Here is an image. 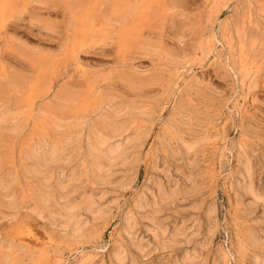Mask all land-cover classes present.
<instances>
[{"label":"rangeland","instance_id":"374dc122","mask_svg":"<svg viewBox=\"0 0 264 264\" xmlns=\"http://www.w3.org/2000/svg\"><path fill=\"white\" fill-rule=\"evenodd\" d=\"M1 1L2 0H0V3H2ZM3 1L4 2L0 4V47H1L0 66H2L0 67L2 68V70L0 69V101L1 103L9 101L10 104L12 105L16 104L19 107H21L22 111L24 110L21 116L24 115L23 116L24 118L30 116L29 118L30 121H28V119L25 120L23 117L22 118L24 119L25 122H23L22 119H20L19 122L21 123L22 121L23 122L22 126L23 128L25 127L24 131L21 132L22 135L19 134L18 136V134L13 135L12 133H10L11 135H9L8 134L9 131H1L0 133V154L2 156L1 157L2 170L0 172L1 175L0 181L1 178L5 176L7 173H16L17 175H19L18 177L19 181H17L16 183L17 185L15 186L18 195L17 198L18 202L16 201L17 206L16 205L11 206L12 203L10 202H9L10 204L7 203L8 200L5 197H3L5 196L4 195L5 191H2L0 189L2 191V192L0 191V205H1L0 206V244L1 241L2 243H5L0 245L2 247L0 249L2 250V252L0 251V255L3 254V256H0V262H2L0 264H15V263L17 264L18 259H21L20 260L21 262L24 260L25 264H40L41 262L43 264H119V262L113 259L114 258L113 249L115 245V238L117 237V234H119V230L121 228L120 226L122 225L121 223H123L122 220L125 215L124 213H126L132 207L134 200H136V197L139 194L143 192H146L148 194L149 192L148 195L151 197L150 191L153 193H155L156 191L155 189L156 186H154L155 175L154 172H152L153 171L151 170L152 166L150 165L154 164V160L155 158H157L154 156H156L155 154H158L157 152L161 150V148L159 149L160 146L159 141L161 140L160 137L162 138L163 135L162 132L164 131L163 120L168 119L170 114L172 116L176 114L180 115L181 113L186 112V107H188V110L194 109V112L196 110L198 111L201 110L198 114H194V112H192L193 114H189L185 117L186 119L191 118L190 121L193 122L201 121L202 114L204 115V113H207V111L210 110L209 114L212 117L207 113L209 116L207 114L206 115L209 119H206L207 122L206 121L205 122L208 124L209 129L211 126L214 127L212 128V130L211 129L210 130L214 132L216 136L217 135L219 136V137H215L216 139L214 138L210 142V147H207V150L205 151V152L209 151L205 153L206 158L209 157L210 159V160L207 159L209 162L206 161L205 163L206 170L207 168L209 169L207 170L209 181H207L208 184H206L205 186V191H203L204 190L203 189L202 190L203 192L202 191L201 192L204 193L205 196L203 195V197L205 199L215 200L219 214L220 228L212 244V247L210 248L211 250L207 255L208 259L203 264H238L234 253V246H235L234 236L232 229L230 228L232 215L235 214L234 213L235 210L237 209L238 213L241 212L238 209L239 206L237 205V202H234L235 201L234 191H235L236 178H237V174L234 171L236 170L237 167H234V165L237 166L236 164L237 162L235 163V161H237L236 158L238 156L237 146L239 145L238 143L241 141L240 134L243 131L242 129L250 125L249 124L251 122L250 120H252L254 123L259 122V124L261 125L263 124L262 126H264V0H163V1L159 0L158 1L159 3L156 2V5L154 4L153 7L154 12L152 11V9L150 10V12L152 11V13L155 14V11L158 10L155 7L158 6L159 9L162 8L160 10L163 11H161L160 13L161 14L164 13L163 14L164 17L163 15H160L159 10L157 13V17H159V15L162 16L161 18L160 17L158 18L160 21L158 19L156 21L155 19H153V17H150L152 15L148 14L149 11L146 13L148 15L139 14L142 17H144L143 24H146V27L145 25L144 26L142 25V20L140 23L144 27V29L147 28L150 24L154 23L155 21V25L153 24L154 28L149 26V28L150 27L151 28L150 29L148 28V31L146 29L143 30L142 28H140L139 23H138L139 29H137L136 18L139 17L141 19L142 17L137 15L135 10L138 7L141 8V6L147 4L149 1L143 3L146 0H126V1L124 0L125 4H127L128 2L127 7H125L124 9L126 10L130 9L124 11L130 13L129 15L128 13L126 14L128 18L126 17L127 22L125 23H127L129 27L131 25L132 27L136 28L139 31L138 33L140 35L138 33L135 34L136 35L138 34L139 37H141L139 38L138 41L135 40L138 38L137 37L138 35L137 36L134 35V37L131 39V41L134 39L135 42L132 43L134 45L135 44L137 45V46L133 45L131 47L132 50L129 48L130 46L128 44H127L128 46H125L126 52L128 51V48L132 52V53L128 52V54L123 53L125 52L124 47H119L120 49L122 48L124 50V51L123 50L119 51L114 41L116 32H118L121 29L122 25L121 23L117 24L116 22L117 20L115 21L114 18H112L111 20L112 16L110 15L111 14L110 11L108 10L109 11L108 13L107 10H105V8L108 7V3H107L108 0L106 2L105 0H102L99 6H97L95 3H97L100 0L98 1L96 0L97 2L95 0H91L92 1L90 2L92 4L91 6L90 4H88L90 0L88 1L85 0L87 1L86 5H81V3L85 4V2H80L84 0H78V1L77 0H34L37 3L33 2V0H9V1L3 0ZM13 1H15V3ZM17 1L19 2L18 4L20 5L17 4ZM27 2L29 3V5ZM129 2L133 3L132 8H130L132 4ZM141 2L143 5L141 4ZM151 2H149L148 5H150ZM11 4L14 6V7L12 6L13 8L10 7ZM87 4L90 7H93V9L96 10L98 9V11L95 10L96 13L91 14V11L93 12L95 11L89 7L90 14H86L88 8ZM129 4L131 5L130 7H128ZM137 4H139L138 7ZM158 4L161 5L159 6ZM3 5H5L4 6L5 8L4 7L2 8ZM80 5L83 6L82 9L84 8L83 11L85 12L81 13L83 14L80 16L82 17L81 21L80 19H78L80 22L76 23L77 22L75 21L76 19L73 21L74 19L73 15L75 11L76 12L79 11V13L82 12L80 10L81 9ZM95 5L97 7H94ZM144 6L142 8H144ZM162 6L163 7L167 6V7L163 9ZM9 7L12 10L8 12V9H10ZM70 8H72L71 11L74 12H71ZM3 9H5L6 12L8 13L6 14L5 12L4 14L5 10L3 11ZM131 9H133V12H131ZM139 11L140 10L137 9V12ZM102 14L104 15L101 16ZM107 15L110 16L108 18H110L111 22H113L114 20L116 24L110 23L108 19L107 21L109 22V24L108 22L106 23L105 21L106 26L103 27L102 22L104 21H101L102 25H100L101 23L99 22V18L101 17L100 20L101 19L106 20L105 18ZM134 15L137 17L134 18L135 17ZM88 16L91 18H88ZM131 19L133 20L135 19V23H133ZM149 19L153 21L152 22L148 21ZM82 20L84 21V24L82 26H84L85 23L88 26L90 25L92 26L93 23L94 25L93 27L90 26L88 28L84 26L85 30H83L82 29L83 27H81L80 31L77 34V37H75L77 38L76 43L75 42L72 43L73 40L72 33L74 35V32L72 31V28L74 30V27H72L73 23L75 22L74 24H79L81 26V22H83ZM93 20L95 21L93 22ZM130 20L131 23H128L130 22ZM148 23L149 25L147 26ZM110 24L113 25L114 27L113 30ZM108 25H110V27ZM108 27L114 33L113 32L111 33V31L109 33ZM91 28H95L97 31ZM118 28L120 29L116 31V29ZM141 29L143 30V32L140 31ZM152 29L154 32L152 31ZM81 30L83 33L81 32ZM89 30H93V31H89ZM100 31H102V33ZM85 34L86 37L84 36ZM111 34L112 35L114 34L113 35L114 37L112 36L113 39L110 36ZM81 35H83L84 37ZM141 35L144 37H142ZM72 44H74L75 46H73ZM119 53L121 55H119ZM52 55L54 56L52 57ZM122 59L123 61H121ZM49 67L52 69V71L50 70ZM124 67L125 69H123ZM49 70L51 71V73L49 72ZM40 72H44L45 73L44 78L47 77L46 79H49L48 81H44L46 79H42L41 82L43 84H46L44 86L45 87L47 86V89L41 88V86L43 87V84L41 85V83L39 84V82L38 84L41 86H39L37 83L36 84L33 83L34 85L32 84V82L35 81L37 82L36 79L39 76L38 73ZM29 86L31 87L34 86L38 88L35 89L33 87L32 90L34 91L36 90V92H33L31 91ZM49 88L50 90L48 95H46L43 98L38 97L40 95L39 94L40 90L47 91ZM92 89L93 90L95 89V91L93 92H95L96 94L95 93L92 94L95 98L92 97V95H90ZM141 90L143 91L140 92ZM35 93L37 94V96ZM87 93H90L89 94L90 96L87 97L88 95ZM28 94L29 96L30 95L34 96L33 94H35L34 97H37L39 99L35 98L31 100V96L28 97ZM67 94L69 95L74 94V95H72L73 97L71 98V95L69 96ZM25 96L26 98L24 99ZM74 96H78V99L75 100V98L77 97L74 98ZM59 97L63 99L67 97L68 100H59ZM91 98H93V100ZM72 99H74L76 103L74 101L73 102L70 101ZM87 99L92 100V101H88L90 105L93 104L92 102L94 101L96 105V102L97 101L99 102L100 99L106 101L109 100L110 102L108 101L107 103H104L103 107L107 110L110 116L112 115H115V117L118 116V119L120 120H123V118L125 120L130 119L133 115L137 117L134 119L131 118L132 121L129 120V122L131 121V123L135 121V123L133 124V127L135 128L131 126V128H133L134 130L133 129L132 131L130 130L131 132L129 131L128 135L132 136L133 133H135V131L137 130H138L137 132L140 133V131L142 130L141 126L143 125L144 126L147 125L146 127H149L147 129V131L149 130L148 131L149 134L147 133V136L144 139L145 141L143 140L144 146H142L141 149L138 151L140 152L138 153L140 157L139 158L140 161L137 164L138 169L136 168L135 175L130 181H127L125 179L126 178L125 174H127L128 171L120 169V171H116V173H118L116 174L117 180H114L113 182L115 183V185L110 184L111 187H109L110 185L103 187L100 185L101 186L100 187L96 185L94 182H89L90 184L86 183L87 186L84 185L85 190L97 189L98 191H103V190L105 191L109 189L111 191V193L109 191L110 197L107 196L109 197V200L110 199L112 200L113 198L114 199L119 198L118 200L120 202L118 201V204L115 205L114 207L115 211L113 209V214L111 216V219L107 222L108 224L106 223L107 225L105 224L106 228L103 229V234L101 235L100 238H95V239L91 238V239H86L80 243H75L74 241H71L68 238V235H65L66 233L63 232L64 229L62 227L59 226V228H57L58 226H55L52 228L51 226L53 225L49 224L48 221H45L46 219L45 217L39 215L40 214L39 212H41L39 211L41 210V204L39 205V202L41 203V196H42L39 194L40 193L42 194L43 192L42 189L45 188V186H43L41 182L42 179H39L41 176L39 175L36 176L37 173L32 174L31 169H33L34 167L31 168V166L35 165L36 160L33 161L32 160L33 158H31V156L28 154H30V150H31V148L29 147H31L32 144L34 145L41 139L42 141L45 140L46 143H51L55 141V139L57 140L61 138L59 136H61L63 133H66V131L69 132L71 130L69 128L68 130L66 128L65 131H63L64 129L60 128L62 129L61 130L62 134H60L59 133L60 131H58L59 130L58 127L56 126L57 129L54 127L53 120H55L56 116L58 117L59 114L58 111L64 112L65 110L66 111L65 114H66L67 112L73 110L71 111V113L73 112L74 113L73 114L70 113V114L71 115L75 114L74 116H76L79 113H81L82 110H84V108L91 107L88 105V103H86ZM27 101H29L28 104L26 103ZM67 101L69 103L68 105H66ZM30 102L31 105L33 106L31 105L29 106ZM62 102H66V103H62ZM71 102L73 103L72 105L70 104ZM81 102H84L85 105L84 104L81 105ZM181 104H182L181 108H183V106L184 107L186 106L184 110L177 106V105L181 106ZM44 105L46 106L51 105L53 111L52 108H49L48 110L51 109L50 110L51 114H49L50 116L46 115L45 120L44 118L37 119V115H38L37 108L41 106L48 108ZM68 106L70 109V110L68 109L69 111L66 110ZM33 107H34L33 114L36 117L34 120L37 119L38 122L34 121L33 118L31 120V116H32L31 112L33 111ZM74 107L77 108L79 107V108L77 109ZM177 107L181 109L180 112H178L179 110L177 109ZM26 108L29 110H27ZM57 109L60 110L57 111ZM140 111L142 113L144 112L151 114L150 120H152V118L154 120H152L151 122L149 120V121H145L144 123L143 122L141 123L138 120ZM53 112L54 114H52ZM171 112H175V113L172 114ZM154 114H158V115H154ZM193 115L194 117L196 115L197 117L195 118L196 119L199 118L200 120H194L195 118L193 117ZM129 116L130 118H128ZM188 116H190V118ZM69 117L71 118V116ZM97 117L98 116H95L94 119ZM72 118L73 119L71 120L73 121L75 117ZM49 119L53 122H51ZM31 121L33 122L30 123ZM56 121L57 119L55 120V122ZM45 122H46L45 125H47L46 127L44 125ZM209 122L211 123V125ZM35 123L36 126H33L35 125ZM139 123L141 124L139 125ZM38 125L40 126V129L41 127L42 129H44L43 131H41L42 133L40 132ZM138 125L140 128L138 127L137 129L136 127ZM5 126H10V122L5 123ZM35 130L39 133V136L38 133H34L36 132ZM157 131L160 133H158ZM44 132H47V134L50 136V139L49 137H47L48 135ZM32 133L34 135L31 136ZM261 134L263 136L264 127L261 130ZM262 136H259L258 139H259V143L264 144V136L263 138ZM260 138H261V142H260ZM157 148L159 150H156ZM16 151L18 154L16 153ZM29 158L31 160H29ZM212 162L215 164H213ZM213 171L215 173V176L212 179H210V173H212ZM28 172L30 173L31 176L28 174ZM33 172H36L35 169H33ZM38 176L39 178H37ZM148 177L150 178V180ZM161 177L164 178V175L163 176L161 175ZM120 180L122 183L121 182H119V184L118 182L116 183V181H120ZM213 182H216V184H214ZM28 183L29 185L31 184L29 188L27 186ZM91 183L94 184L91 185ZM24 184L26 185L25 187H23ZM119 185H121L122 187L129 185L128 186L129 188L126 187L124 189L121 188V190H119L121 187ZM50 186L52 190H54L53 188L55 186L54 181L52 182V185L49 184V186L47 187L50 189ZM113 186H115L116 188L115 187L113 188ZM33 187L35 188L37 187V188L34 190ZM83 188L81 190H83ZM81 190H79V192H81ZM28 191H32L33 193L31 192L29 193ZM25 194L26 196L24 200H22L24 197V196L22 197V195ZM116 194L118 197L116 196ZM63 201L64 199H62V202ZM177 205L174 204V208ZM179 205L180 207L183 208H185L186 205L189 207L190 202H185V204L179 202ZM234 205L236 207H234ZM32 210H35L36 212ZM16 212L19 213V215ZM34 216H38V219L37 217L35 218ZM258 216H260V213H258L257 217ZM41 217L44 219H42ZM250 221H251L250 219L246 221L248 223L247 227L253 224L252 222L251 224H249ZM54 228L57 230L53 231L52 229ZM52 233L54 235H52ZM63 237H65L66 239ZM4 240L5 242H3ZM63 240L64 242H62ZM18 243L19 244L21 243V245H19ZM4 245L7 247H5ZM28 245L30 247H28ZM13 246L14 247L26 246L25 247L26 253L24 252V250L15 253L14 250L15 248ZM9 247H11V250ZM34 247H36V249L39 248L40 250L38 249L35 250ZM6 248L7 249L9 248L8 249L9 251ZM28 248L30 249L28 250ZM12 250L14 251L16 260L15 259L11 260L7 258V253L11 254V252H13ZM32 250H34L33 254H30L32 253ZM43 252H45L46 257L44 256ZM158 253L160 254L159 251L154 252L153 256L158 255ZM252 253L253 252L251 251L250 254ZM42 254L43 256H41ZM29 256L31 257V261H33L34 263L29 261V258H27ZM38 257L41 260H39ZM248 258L251 260V255ZM4 260L6 263L3 262ZM20 261L18 262V264L19 263L21 264ZM128 263L132 264L130 260H127L123 264H128Z\"/></svg>","mask_w":264,"mask_h":264},{"label":"bare ground","instance_id":"6f19581e","mask_svg":"<svg viewBox=\"0 0 264 264\" xmlns=\"http://www.w3.org/2000/svg\"><path fill=\"white\" fill-rule=\"evenodd\" d=\"M87 1H85V0L80 1V2H85V4L81 3V5H86ZM101 1L102 0L98 1L99 4H98V2L95 4L97 6H99ZM106 1L107 0H105V2ZM125 1L124 0H108L107 3H108L109 8L108 7L105 8V10H107L108 13H109V11L111 13L110 14L112 16L111 20H112V18H114L115 21L117 20L116 21L117 24L121 23V25H122L121 29L120 28L116 29V31L119 29L120 30L118 32H116L115 37L113 36L114 34L110 35L111 38H112V36L114 37V41H115L116 46L118 47L119 51L123 50L122 48L120 49L119 47H124V50H125L126 49L125 46H128V45L130 46L129 48L132 50L131 47L134 45L133 43L135 42V40L138 41L139 38H141V37H139L140 34L138 33L139 31L137 30V29H139L138 23H139V27L142 28L143 30L146 29L148 31L149 26L154 28L153 24L155 25V21H154V23H152L150 25L148 23L147 26L148 25L149 26L144 29L143 26L145 25V27H146V24H143L144 17H142L139 14H146L149 11L148 14L152 15L150 17H153V19H155L156 21L159 17L160 18L162 17L160 15L164 14V13L163 14L160 13L163 10H160L162 8L159 9L158 6L155 8L159 10V13H160L159 17H157L158 10H156L155 8L154 9L156 10L155 11L156 16L154 13H152L154 4L156 5V2L159 3L158 2L159 0H154V1L153 0H146L143 3L148 2V1L149 2L153 1V2H151L150 5H148V3H149L148 2L147 4H144L145 6L141 2V4L144 6V8H142L143 6H141V8H139L138 7L139 4H137V7H138L137 9L140 10L139 12H137V9L135 8L136 9L135 12L137 13V15L142 17L140 19L139 17L134 15L135 16L134 18L137 17L136 18L137 19L136 20L137 21L136 22L137 23V25H136L137 29L132 27L131 25L129 27L128 24L125 23V22H127L126 21V17H127L126 14L127 13H128V15L130 14L129 12H124L126 10L124 8L127 7V5H128V2H127V4L124 3ZM160 1H163V0H160ZM1 2L3 3L4 1L2 0ZM13 2L15 3V1H13ZM33 2L37 3L34 0H33ZM90 2H92V1L90 0L88 4H90V6H91L92 4ZM94 2H93V4H94ZM2 3H0V4H2ZM18 3L19 2L17 1V4ZM21 3H23V2H21ZM29 3H30V1H29ZM29 3H28V5H29ZM129 3H131V2H129ZM103 4H104V2H103ZM131 4H132V6L129 4L128 7L131 6L130 8H132L133 3H131ZM18 5H20V4H18ZM31 5H32V3H31ZM96 5L94 7H97ZM4 6L5 5H3L2 8ZM12 6L13 5L11 4L10 7L13 8L14 6L13 7ZM90 6L88 5L86 14H90V8L93 9V7H90ZM70 7H71V5H70ZM82 7L83 6H81V9L78 8L82 11L80 13H79V11L78 12L71 11L72 8H70V11L74 12L73 21L76 19L75 20V21H77L76 23H79L81 21L82 17H80V16L83 15L81 13L85 12V11H83L84 8L82 9ZM166 7H163V9H165ZM11 8L8 9V12L10 10H12ZM25 9H26V7H25ZM68 9H69V7H68ZM133 9H131V12H133ZM151 9H152V11L150 12ZM4 10L5 9H3V11ZM75 10H76V8H75ZM93 10L95 11L96 9H93ZM127 10H130V9H127ZM96 11H98V9ZM96 11L95 12L91 11V14L96 13ZM5 12H6V10L4 11V14H5ZM8 12H6V14ZM135 12H134V14H135ZM108 13H106V14H108ZM148 14H146V15H148ZM103 15L104 14H102L101 16H103ZM113 16H115V17H113ZM108 17H110V16L107 15L106 18L104 17L106 20H103V19L100 20L101 17L99 18L100 23H101V21H104V22H102L103 27L106 26L105 24L108 21L110 23L116 24V22L114 20H113V22H111L110 18H108ZM163 17H164V15H163ZM88 18H91V17L88 16ZM132 18H133V16H132ZM146 18H148V17H146ZM2 19H3V17H2ZM78 19H80V21ZM163 19H165V18H163ZM95 20H97V19H95ZM95 20H93V22ZM131 20L133 23H135V19L134 20L131 19ZM131 20L128 23H131ZM141 20H142L143 26L140 24ZM105 21H106V23H105ZM146 21H147V19H146ZM148 21H151V20L149 19ZM3 22H4V20H3ZM109 22H108V24H109ZM74 23L72 26V27H74V30L72 28L74 35L72 33V38H73V40L74 39L75 40L73 41L71 38L72 43H74V42L76 43L77 38H75V37H77V34L80 31L81 27H83L82 29L85 30L84 26H86L87 28L91 26V25L88 26L86 23L84 26H82L84 24V21L81 22V26L79 24H74ZM102 23L100 25H102ZM56 24H57V22H56ZM93 25H94V23H93ZM93 25L91 27H93ZM110 25H108V26L110 27ZM63 26H64V24H63ZM111 26H112V30H113L114 27H113V25H111ZM133 26H134V24H133ZM91 29L96 30L95 28H91ZM142 29L140 30L141 32H143ZM93 30H89V31H93ZM108 30L110 33V31H111L110 28ZM152 31H153V29H152ZM81 32H82V30H81ZM100 32L102 33V31H100ZM112 32L113 31H111V33ZM66 33H69V32H66ZM82 33H80V34H82ZM135 33H138L139 35L137 34L138 35L137 36ZM63 35H64V33H63ZM134 35L137 36L138 38L135 37L137 39H135V40L133 39L131 41V39L134 37ZM81 36H83V35H81ZM84 36L86 37V34ZM106 37H108V36H106ZM142 37H144V36H142ZM65 38H66V36H65ZM81 39H83V38H81ZM88 39H89V37H88ZM101 41H103V40H101ZM142 43H143V41H142ZM80 44H81V42H80ZM72 45L75 46L74 44H72ZM65 46H67V45H65ZM129 48H128L127 52L125 50V52H123V53L128 54V52H131ZM3 49H5V48H3ZM120 53H119V55H121ZM123 53H122V55H123ZM131 53H130V55H131ZM35 55H37V54H35ZM55 55H56V53H55ZM53 56L54 55H52V57ZM122 57H124V56H122ZM25 58H27V57H25ZM0 60H1V58H0ZM117 61H119V60H117ZM121 61H123V59ZM78 62H79V60H78ZM123 64H125V63H123ZM134 66H132V67H134ZM0 67H2V66H0ZM43 67H45V66H43ZM51 67H52V65H51ZM55 67H56V65H55ZM129 67H130V65H129ZM0 69L2 70V68H0ZM123 69H125V67ZM34 70H36V69H34ZM39 70H41V69H39ZM50 70L52 71L51 68H50ZM50 70H49V72L51 73ZM114 71H115V69H114ZM158 71H156V72H158ZM53 73H54V71H53ZM38 74H39V76L36 79L37 82L36 81L32 82V84L33 83L38 84V82L40 84L42 82V79L47 78V77L44 78V75H45L44 72H40ZM121 75H122V73H121ZM106 76H107V73H106ZM106 76H105V78H106ZM48 80L49 79H46L44 81H48ZM101 81H99V82H101ZM103 81H105V80H103ZM42 84L43 83H41V85ZM38 85H35V86H38ZM41 85H39V86H41ZM44 85H46V84H43V87L41 86V88L47 89V86L45 87ZM29 87H30L31 91L36 92V90L35 91L32 90L34 86L33 87L29 86ZM34 88L36 89L38 87H34ZM49 90H50V88L47 91L40 90V92H39L40 95L38 97H40V98L45 97L46 95L49 94ZM28 91H30V90H28ZM37 91H39V90H37ZM93 91H95V89L94 90L92 89L91 92L89 91L91 94L87 93L88 94V95L86 94L87 97L94 94L95 92H93ZM142 91L143 90H141L140 92H142ZM96 92H99V91H96ZM29 94H28V97L31 96V95L29 96ZM35 94H33V95L35 96ZM67 95H69V94H67ZM72 95H74V94H72ZM72 95H71V98L73 97ZM98 95H99V93H98ZM34 96H31V100H33L35 98L39 99V98L34 97ZM36 96H37V94H36ZM75 97H77V98H75ZM92 97H94V96L92 95ZM202 97H204V96H202ZM25 98H26V96L24 97V99ZM53 98H55V97H53ZM74 98L76 100V99H78V96H74ZM79 98H81V97H79ZM91 99L93 100V98H91ZM59 100H68V99H67V97H65L64 99L59 97ZM79 100H77V101H79ZM92 100L87 99V102L86 101L85 102L88 103V101H92ZM110 100H112V99H110ZM146 100H148V99H146ZM29 101H27L26 103L28 104ZM70 101L73 102L74 99H72ZM108 101L100 99L99 102L98 101L96 102V105H95V101L92 102L93 104H91V105L88 103V105L91 106L92 109L94 107V109L92 110L91 107L84 108V110H82V112L76 116H74L75 114L71 115L74 113V112L71 113V111H73V110H71L70 112H67L65 114V112H66L65 110H64V112H62V111H58L60 109H57V111L59 112L58 117L56 116L57 117L56 118L55 116H53V117H55V120L57 119V121L56 122H55V120H53L54 122L51 121L50 120L51 117L49 120L54 123L55 128H56V126L58 127V129H59L58 131H60L59 132L60 134H62L61 133L62 129H64L63 131H65L66 128H67V130H68V128L71 130L69 132L66 131V133H63L61 136H59L61 138H59L57 140L55 139V141H53L51 143H46L45 140L42 141V139L41 140L39 139L40 141H38V142L35 141L37 143H35L34 145L32 144L31 147H29V148H31V150H30V154H28V155H30L31 158H33L32 159L33 161L36 160L35 165L31 166V168L34 167L33 169H35L36 172H33V169H31L32 174L37 173L36 176L37 175L41 176L40 178H39V176L37 178L42 179V181L41 180L40 181L42 182L43 186H45V188H43L44 190L42 189L43 192L41 191L42 194L41 193L39 194V195H42L41 196V203L39 202V205L41 204V210H39V211H41V212H39L40 214L39 213H37V214H39L40 216L42 215V217H45L47 219V220L45 219V221H48L49 224L53 225V226L50 225L52 228L55 226H58L57 228H59V226L62 227L64 229L63 232L66 233L65 235H68V238L71 241H74L75 243H80L86 239L100 238L101 235L103 234V229L106 228L105 224L111 219V216L113 214V209H114L115 205L118 204V201H119L118 200L119 198H117V199L113 198L112 200L111 199L109 200V197H110V194H109L110 190L109 189L105 190V191L103 189H102L103 191H98L97 189H90V190L86 189L85 190L84 185L87 186L86 183L90 184L89 182H94L96 185H98V186L101 185L102 187L110 185V184L115 185V183H113V182H114V180H117L116 174H118V173H116V171H120V169L128 171L127 174H125L126 175L125 179L127 181H130L135 175L136 168L138 169L137 164L140 161V159H139L140 157L138 155V153H140V152H138V151L141 149L142 146H144L143 142L145 141L144 139L146 138L147 133L149 131V130L147 131V129L149 127H146L147 125H145V126L143 125V126H141L142 130L140 131V133L137 132L138 131L137 130V131H135V133L132 132L133 133V135L131 134L132 136L128 135V132L130 130L132 131V129L135 128V127H133V124L135 123V121H133V123H131V121H132L131 118L134 119L137 117H135L133 115L131 118H130V116L128 117L130 119L125 120L123 118V120H120V119H118V116L117 117H115V115L110 116L109 113L107 112V110L103 107V104L107 103ZM60 102H59V105H60ZM72 102L70 103L71 105L73 104ZM62 103H66V102H62ZM138 103H139V101H138ZM68 104L69 103L67 101L66 105H68ZM82 104H84V102H81V105ZM204 104H206V103H204ZM30 105H31V102H30L29 106ZM154 105H156V104H154ZM31 106H33V105H31ZM44 106H46V105H44ZM49 106H46L48 108H45L42 106L39 108L36 107L37 111H38V115L36 114L37 119L38 118H40V119L44 118V120H45L46 115L51 114V111H50L51 109L50 110H48V109L52 108V107H51V105H49ZM177 106L181 108L182 104H181V106H179V105H177ZM197 106H200V105H197ZM178 107H177V109L179 110L178 112H180V110L181 109L184 110V108L186 106L185 107L183 106V108H181V109H179ZM74 108H77V107H74ZM193 108H195V107H193ZM68 109H69V106L67 107L66 110H68ZM27 110H29V109H27ZM189 110H188V107H186V112H183L180 115L176 114V115L171 116V114L169 113L170 118L168 117V119L163 120V130L164 131L162 132L163 133L162 138L159 136L161 139L159 141V144H160L159 149L161 148V150L159 152H157L158 154H155L156 156H154V157H157V158H155L154 164L150 165V166H152L151 170H153L152 172H154V175H155V179H154L155 185L154 186H156L155 187L156 191H155V193L150 191L151 197L148 195L149 192H148V194L146 192L139 194L136 197V200H134L132 207L128 211L126 210L127 212L124 213L125 215H124V218L122 220L123 223H121L122 224L120 226L121 228L119 227L120 228L119 234H117L118 238L117 237L115 238V245H114V249H113V257H114L113 259H115L117 262H119V264L120 263L123 264L127 260H130V262L132 264H203L208 259L207 255H208L209 251L211 250L210 248L212 247V244H213V242L216 238V235L219 231V228H220V220H219V214H218L217 205H216L215 200L205 199L203 197L204 193H202L203 191H205L206 184H208L207 181H209L208 171H207L209 169L207 168V170H206V167H205L206 161L209 162L207 160V159H209V157L206 158L205 153H207L209 151H207V152H205V151L207 150V147H210V142L215 137H219V136L218 135L216 136V134L211 131L212 128H214V127L211 126L210 127L211 130H210L208 124L206 123L207 122L206 119H209L207 117V115L210 113V110L207 111L208 114L204 113V115H203L201 113L202 114V118H201L202 120L196 121V122L190 121V119H191L190 116H188L190 119L185 118L187 115L193 114L192 112H194V109H189ZM23 111H22L21 107H19L16 104L12 105V104H10L9 101L1 103V101H0V133H1V131H9V133H8L9 135H11L10 133H12L13 135L18 134V136H19V134H21V132L24 131V129H25V127L23 128V126H22V123L25 122L24 119L25 120L28 119V121H30V119H29L30 116L27 118L26 117L24 118L23 117L24 115L21 116ZM52 111H53V108H52ZM137 111H139V110H137ZM196 111H197V113H196ZM196 111L194 112V114H198L201 110H199V111L196 110ZM33 112H34V107H33V111L31 112L32 113L31 120H32V118H33V120L36 118L34 116ZM54 112L52 114H54ZM78 112H80V111H78ZM116 112H118V111H116ZM171 113L174 114L175 112H171ZM119 114H121V113H119ZM201 114H199V115H201ZM154 115H158V114H154ZM69 116H71V118ZM95 116H98V117L94 119ZM137 116H138V114H137ZM68 117L70 120L73 119L72 117H75V119L73 121L71 120L72 121V123H71V121L68 119ZM193 117H194V115H193ZM195 117H197V116L195 115ZM20 119H22L23 122L21 121V123H20L19 122ZM37 119L34 121L38 122ZM40 119H39V121H40ZM150 119H151V114L144 113V112L142 113L140 111L138 120L141 123L142 122L144 123L145 121H149ZM129 120H131V121L129 122ZM152 120H154V119L152 118ZM152 120H150V122ZM194 120H200V119L195 118ZM250 121H249L250 123L248 122L250 125L244 129H242L243 131L241 134H243V135L240 134L241 141L238 143L239 145L237 146L238 156H237V158L235 157L237 159V161H235V163L237 162L236 163L237 166L234 165V167H237L236 170H234L235 173L237 174L236 186H235V191H234L235 192V195H234L235 201L234 202H237V205L239 206L238 209L241 212L238 213L237 209L235 210V212H234L235 214L232 215L230 228L232 229L233 236H234V245H235L234 246V253H235V258H236L238 264H264V144L259 143V139H258L259 136H262L261 130L263 129L264 126H262L263 124L262 125L259 124V122L254 123L252 120H250ZM7 122H10V126H5V123H7ZM17 122H19V123H17ZM32 122L33 121H31L30 123H32ZM68 122H69V124H68ZM47 123H48V121H47ZM141 123H139V125ZM261 123H263V122H261ZM26 124H27V122H26ZM45 124H46V122L44 123V125ZM139 125L136 127L137 129H138ZM210 125H211V123H210ZM33 126H36V123ZM46 126L47 125H45V127ZM131 126L133 128H131ZM149 126H151V125H149ZM28 128H29V126H28ZM32 128H34V127H32ZM38 128L40 129V126ZM60 128H62V129H60ZM217 128H218V126H217ZM41 129H42V127H41ZM41 129H40V132L44 130V129H42V130ZM50 129H53V128H50ZM53 131H55V130H53ZM32 132H33V130H32ZM34 133H38V132L36 131ZM44 133L47 134V132H44ZM158 133H160V132H158ZM32 135H34V134L32 133L31 136ZM38 136H39V133H38ZM263 136H264V134H263ZM263 136H262V138H263ZM47 137H49V139H50L49 135ZM23 138H24V136H23ZM157 139H159V138H157ZM260 142H261V138H260ZM5 145H7V144H5ZM159 149L157 148L156 150H159ZM16 153H17V151H16ZM212 153H214V152H212ZM1 157L2 156L0 154V172L2 170V159H1ZM29 160H31V159L29 158ZM12 161H13V159H12ZM210 163H211V161H210ZM213 164H215V163H213ZM24 170H25V168H24ZM17 171H18V169H17ZM174 171H175V173H174ZM28 174L30 175L29 172H28ZM29 175H27V176H29ZM161 175L162 176L164 175V178L161 177ZM214 176H215V173L213 171L212 173H210V179H212ZM18 177H19V175H17L16 173H7L5 176H3L1 178V181H0V189L2 191H5V194H4L5 196H3V195L2 196L8 200L7 203L10 202L13 204V205L11 204V206L16 205V201L18 198L17 190L15 188V186L17 185L16 184L17 181H19ZM148 178H147V180H148ZM149 180H150V178H149ZM53 181L55 183V186L53 187L54 190H52L51 186H50V189H51L50 190L47 186H49V184L52 185ZM24 182H26V181H24ZM117 182L119 184V182H121V180L116 181V183ZM213 183L216 184V182H213ZM93 184L91 183V185H93ZM30 185H29V183L27 184L28 188L30 187ZM111 185L109 187H111ZM25 186L26 185L24 184L23 187H25ZM119 186H121V185H119ZM128 186H123V187L121 186L119 190H121V188L122 189H124L126 187L129 188ZM154 186H152V187H154ZM114 187L115 186H113V188ZM36 188L33 187L34 190ZM82 188H83V190H81ZM215 188H217V187H215ZM39 189H37V190H39ZM79 190H81V192H79ZM152 191H153V189H152ZM28 192L33 193L32 191H28ZM37 192H39V191H37ZM110 193H111V191H110ZM113 194H115V193H113ZM122 194H124V193H122ZM201 194H202V196H201ZM29 195H31V194H29ZM197 195H199V196H197ZM25 196H26V194L22 195V197H23L22 200H24ZM107 196H109V197H107ZM116 196H117V194H116ZM212 197H213V195H212ZM62 199H64L63 202H62ZM179 202L184 203V204H185V202H190V206L188 207L186 205L187 208L186 207L185 208L180 207ZM174 204L175 205L178 204V205L174 208ZM8 207H9V205H8ZM234 207H236V206L234 205ZM11 208H10V210H11ZM32 211H35V210H32ZM114 211H115V209H114ZM20 212H21V210H20ZM258 213H260V216L257 217ZM17 214L19 215V213H17ZM33 215H35V214H33ZM31 217H32V215H31ZM34 217L35 218L37 217V219H38V216H34ZM42 219H44V218H42ZM248 219L251 220L249 224H251V222L253 223L252 225H249V227H247L248 223L246 222ZM245 224H247V225H245ZM52 230L54 231L57 229L54 228ZM60 230H61V228H60ZM47 233H46V235H47ZM52 235H54V234L52 233ZM65 235H63V236H65ZM63 238H65V237H63ZM2 240H3V238H2ZM3 242H5V240ZM62 242H64V240ZM73 243H71V244H73ZM87 243H88V241H87ZM2 244H5V243H2V241H1L0 245H2ZM64 244H66V243H64ZM12 245H14V244H12ZM19 245H21V243ZM58 245H60V244H58ZM5 247H7V246H5ZM11 247H9L10 250H11ZM25 247L26 246L14 247L15 249L14 248L13 249L15 250V253L18 251H21V250H24V252H25ZM28 247H30V246L28 245ZM1 248L2 247L0 246V249ZM29 249L30 248H28V250ZM34 249L40 250L39 248L36 249V247H34ZM250 250L253 252L252 254H250V252H251ZM0 251L2 252V250H0ZM33 251L34 250H32V253H30V254H33ZM41 251H42V249H41ZM156 251H159L160 254L158 253V255L153 256V253ZM23 253H22V255H23ZM43 253L45 256L46 255L45 252H43ZM250 255H251V260L248 258ZM0 256H3V254ZM41 256H43V254ZM7 258L14 260L15 259L14 251L11 252V254L7 253ZM27 258H29V261H31L30 256ZM20 260L21 259H18L17 264ZM39 260H41V259L39 258ZM3 262H5V260ZM27 262H28V260H27ZM31 262H33V261H31ZM0 263H2V262H0ZM21 264H25V261L23 260L21 262ZM128 264H130V263H128Z\"/></svg>","mask_w":264,"mask_h":264}]
</instances>
